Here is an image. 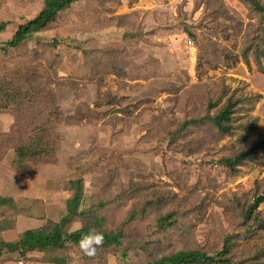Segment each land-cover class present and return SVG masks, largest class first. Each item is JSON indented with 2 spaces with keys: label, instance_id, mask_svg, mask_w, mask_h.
<instances>
[{
  "label": "rangeland",
  "instance_id": "1",
  "mask_svg": "<svg viewBox=\"0 0 264 264\" xmlns=\"http://www.w3.org/2000/svg\"><path fill=\"white\" fill-rule=\"evenodd\" d=\"M43 4L0 0V25H6L0 50ZM255 26V15L240 0H81L22 48L0 51V78L21 67H42V96L46 101L54 97L48 106L54 124L48 138L57 155L52 161L56 177H40L32 163L19 168L12 154L0 160V194L38 210L36 217H19L17 230L58 221L74 195L68 182L81 177L86 182L83 210L92 209L107 186L134 191L135 198L111 215L115 228L151 194L180 200L202 219L198 223L190 215L193 235L164 233L155 221L163 211L155 209L125 229V243L105 261L84 264H143L183 248L211 254L227 235L233 238V264L248 256L264 262L259 223L250 230L238 226L241 206L253 200V192L264 191V57L261 70L253 50L247 53L249 65L243 56L248 41L264 51L263 40L253 38ZM198 59H203L199 69ZM220 96L223 103L230 97L241 100L230 135L206 118L209 99ZM17 110L0 113V157L18 146ZM254 146L256 153L235 174L219 162ZM200 199L195 211L191 204ZM256 213L264 220V203ZM69 249L76 264L75 257L83 253L73 244Z\"/></svg>",
  "mask_w": 264,
  "mask_h": 264
},
{
  "label": "trees",
  "instance_id": "2",
  "mask_svg": "<svg viewBox=\"0 0 264 264\" xmlns=\"http://www.w3.org/2000/svg\"><path fill=\"white\" fill-rule=\"evenodd\" d=\"M79 1L81 0H44L43 7L38 14L26 24L20 25L8 40L2 42L3 48L0 51L7 54L11 49L22 48L23 44L31 40L34 35L50 30L58 22L61 15ZM240 1L248 6L256 17V26L255 29H252L253 38L256 41L258 38L262 39L264 42V0ZM5 26V23L0 25V32L5 30ZM189 35L191 38L196 39L192 31H189ZM50 46L54 49L58 47L56 42H51ZM246 48L243 55L246 63L249 65L247 53L253 50L259 68L263 70L260 63V56L263 55L262 57H264L262 46L259 47V45L248 41ZM202 62L203 59H198L197 69L200 68ZM41 69L43 68L35 65L33 67H21L0 78V113L18 107V124L16 128L20 133L18 146L6 149L0 160L3 161L12 154L11 156L16 159V165L19 168L27 163L36 164L35 170L38 171L40 177L53 179L56 177V169L52 168V161L57 155L52 139L48 138L52 134L54 126L53 122H50L51 111L48 110V106L54 103V97L46 101L42 96L46 88L41 80L44 78ZM41 98L43 99L41 100ZM240 101L230 97L223 103V96L209 99L207 105L208 115L206 117L208 122L212 123L221 133L232 134L235 129L232 125L233 116ZM54 111L56 110L54 109ZM44 112L46 113L44 116L45 121L42 122L39 116ZM189 122L196 124L199 121L190 120ZM205 122L206 119H202L201 124ZM188 125L186 123L184 126L187 127ZM23 129H26V131L24 132ZM256 151L257 148L254 146L232 157L221 158L219 162L235 174L238 172V167L249 160ZM85 183L84 178L81 177L73 178L68 182V186L73 190L74 195L67 203L65 214L60 213L58 221H47L39 228L19 233L13 240L8 237L10 233L12 234L16 230L19 217H36V211L38 210L31 205V207L19 205L12 195L0 194V264L11 260H29L28 254L32 252L42 253L43 256L37 257L36 260L43 263L71 264L75 259L72 253H69L71 251L69 244L78 246L81 236L86 234L90 228H96L97 231L103 233L104 244L97 249L94 258L90 259L84 254L77 255L75 257L76 264H82L86 260L96 261L98 259L105 261L113 248H119L125 243V229L137 220L153 215V211L158 208L163 211L155 218L156 228L160 232L181 230V233L186 232L193 235L195 232L192 229L191 217H196L197 222L202 220L201 217L198 219L197 215L191 214L180 200L173 201L165 194L163 196L151 194L149 197H145L141 203L143 205L141 209H139L138 204V209L133 208L127 212V217L115 228L112 225L110 226L111 215L117 206L127 205L132 198H135V196L133 197L134 191L130 189V186L127 187L121 184L112 187L111 185L107 186L101 190L92 209L83 210ZM92 183L95 184V182ZM135 192L137 193L136 190ZM256 192L258 191L252 193L253 200L244 202L241 211L238 212L239 219H241L238 226L245 227L247 230L252 229L255 223H259L257 228L264 230V220L260 219L256 213L260 205L264 203V191L261 195ZM200 202L201 199L191 204L195 211L196 209L199 211L202 205ZM228 215H230V212L226 217L229 221L230 216ZM202 217L205 219V216ZM74 225L77 226V229L71 231ZM232 241L233 238L227 235L223 240L221 249L211 254L200 248H183L143 264H233L230 257ZM242 264H264V262L254 261L251 256H248L245 257Z\"/></svg>",
  "mask_w": 264,
  "mask_h": 264
},
{
  "label": "clouds",
  "instance_id": "3",
  "mask_svg": "<svg viewBox=\"0 0 264 264\" xmlns=\"http://www.w3.org/2000/svg\"><path fill=\"white\" fill-rule=\"evenodd\" d=\"M104 244V235L97 231L96 228H90L88 232L81 236L78 247L88 258H94L97 254V249Z\"/></svg>",
  "mask_w": 264,
  "mask_h": 264
},
{
  "label": "crops",
  "instance_id": "4",
  "mask_svg": "<svg viewBox=\"0 0 264 264\" xmlns=\"http://www.w3.org/2000/svg\"><path fill=\"white\" fill-rule=\"evenodd\" d=\"M5 170H6V168H5ZM36 181H38V179H35L34 181H32V182H36ZM25 192L26 191H28V189L26 188L25 190H24ZM5 194H7V195H10V194H8V193H5ZM5 194H3V195H5ZM23 195V194H22ZM22 197L23 196H21L20 198L22 199ZM27 199H32L31 197H27L26 198V200ZM29 201V200H28ZM39 201V200H38ZM40 202V204L43 206V203L41 202V201H39ZM24 218H26V217H24ZM20 219V218H19ZM19 219H18V221H19ZM39 221V220H38ZM18 226H19V223H17V227H16V230L12 233L13 234V236H11V237H8L9 239H11V240H13L14 238H16V236L19 234V233H22V232H24V231H27V230H21V231H18L17 229H18ZM42 226V225H41ZM43 255H42V253H29L28 254V259L29 260H11V261H8V262H5L4 264H51V263H43V262H41L40 260H36L37 259V257L39 258V257H42ZM74 261V260H73ZM71 264H73V262H71Z\"/></svg>",
  "mask_w": 264,
  "mask_h": 264
},
{
  "label": "built area",
  "instance_id": "5",
  "mask_svg": "<svg viewBox=\"0 0 264 264\" xmlns=\"http://www.w3.org/2000/svg\"><path fill=\"white\" fill-rule=\"evenodd\" d=\"M190 43V42H189Z\"/></svg>",
  "mask_w": 264,
  "mask_h": 264
}]
</instances>
